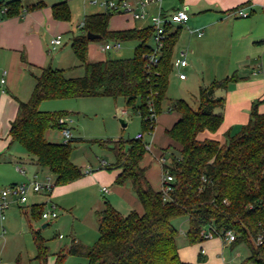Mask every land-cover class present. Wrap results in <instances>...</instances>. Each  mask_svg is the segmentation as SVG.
<instances>
[{"label": "trees", "instance_id": "trees-1", "mask_svg": "<svg viewBox=\"0 0 264 264\" xmlns=\"http://www.w3.org/2000/svg\"><path fill=\"white\" fill-rule=\"evenodd\" d=\"M39 2L35 7H42ZM24 11L20 0L0 1V20L19 16ZM53 15L70 20L67 1L53 5ZM113 13L86 14L81 33L72 38V49L84 68L79 77H67L63 69L47 66L36 76L30 99L20 102L16 118L11 124L12 142L22 145L36 157L38 163L55 175V185H65L83 176V170L72 161V144L51 142L46 138L49 129H61L59 119L70 115L67 111H42L44 100L81 97H124L128 106L142 117V134L152 133L162 105L169 101L170 109L179 113L176 123L166 130L172 143L162 149L163 175L173 181L166 197L148 178L149 167L142 161L147 153L143 138L108 139L101 145L115 155L112 169H120L116 183H130L143 206V212L123 214L109 201L98 213L99 238L92 246L72 239L69 247L57 254L55 264H62L68 255L83 256L91 264H187L179 253V230L174 224L178 217L188 218L187 239L199 243L207 239V227L212 236L233 231L234 243H246L250 255L246 263L264 264V241L256 243L264 234V113L259 101L253 103L248 123L233 127L226 133V141L199 139L205 130L217 131L224 121L225 98L217 96L218 89H229L239 80L237 75L216 80L199 89V107L194 109L186 100L167 98L170 74L173 70L174 48L179 30L166 25L158 61H151L154 30H109ZM88 32L100 34L101 39L137 41L130 58L88 60ZM219 109V111H217ZM125 121V120H124ZM126 123V121H125ZM44 207L35 206L32 214L42 216ZM37 259L46 264L48 248L43 236L36 231Z\"/></svg>", "mask_w": 264, "mask_h": 264}, {"label": "crops", "instance_id": "crops-1", "mask_svg": "<svg viewBox=\"0 0 264 264\" xmlns=\"http://www.w3.org/2000/svg\"><path fill=\"white\" fill-rule=\"evenodd\" d=\"M20 1L24 8L21 15L0 20V190L14 184L30 183L36 180L44 181L49 176L48 169L41 166L36 157L29 154L22 145L12 142L10 135L11 124L16 118L20 102L28 101L32 95L36 85L35 77L39 76L43 68L47 66L63 69L67 77H76L69 72L67 73L66 70V67L74 62L75 53L72 49L74 30L70 22L56 19L53 15V5L67 0H54L53 2L43 0ZM130 1L138 3L139 0ZM165 1L160 5L153 3L147 7V14L143 19L136 20L127 14L112 15L109 21V30L148 28L151 27L152 15L162 12L164 16H169L177 9L187 7L190 16L187 22L170 23L173 25L172 30H179L173 59L179 55L181 50H185L187 54L188 65L182 70L186 73V78L181 79L179 77L180 80L184 82L189 79L197 80L200 89L202 85H209L213 81L228 76L237 75L239 77V80L229 89L216 91V95L223 96L226 101L224 121L220 128L215 132L205 130L198 136L201 140L215 139L224 143L229 129L248 123L254 102L259 101V111L264 113V0H179V3L173 5H167ZM39 2H43L44 5L40 8L35 7ZM239 9L248 12L249 16L240 17L237 14ZM200 32L202 33L201 36L198 35ZM58 34H62L63 43L54 48L51 45V39ZM66 35L67 37L70 36L69 49L64 47L67 41ZM151 44L154 45V42ZM104 46L101 45L100 54L94 57L90 56L89 44L88 60L94 62L108 59V50H104ZM64 60L67 64H64ZM3 70L7 71L5 83L1 82ZM40 109L48 111L41 108V104ZM178 119L179 113L176 111L172 113L169 107V113L157 116L155 129L159 128V130L166 131ZM73 123L74 118H72L71 127ZM155 134L154 131L153 142L148 143L150 145L148 151L152 155L154 152V157H159L162 161L164 159L162 149L165 146H157ZM46 138L48 139L47 133ZM162 145H166V143L164 142ZM102 162L104 165L107 164L105 160ZM114 163L115 155L112 164ZM142 164L146 166L143 161ZM85 168L81 178L65 185L78 184L77 186L84 187L93 185L96 181L97 183L102 181V183L112 184L114 185V194L122 195L127 202L126 204L123 203L120 208L115 205L113 198L109 200L119 211L125 215L133 210L139 213L143 212V206L129 182L115 186L120 169H113L109 172L100 169L92 175L93 170L89 168L91 172L87 173L88 166ZM151 181L154 188L160 190V186L155 184L152 179ZM57 187L55 186L51 192L45 195L51 199L56 195ZM104 187L106 186L102 187L103 194ZM107 189L109 191V188ZM31 193L27 200L31 203L30 208L42 206L49 201V199L47 201L41 200L38 196L39 192L32 191ZM107 201L103 204L98 192L93 200L92 223L96 225L98 235V213L105 208ZM16 205L19 204L14 202L11 206ZM77 235L73 239L86 246H92L95 243L90 244V242L81 240L86 239L85 237L96 239L94 230L89 236L84 237L78 232ZM219 237L221 243L216 237L213 239L210 237L206 239L207 241L199 242L201 247L198 258H203V263L214 261L213 250L217 251L221 248V251L225 253L228 245L231 250L237 249L238 246L235 243H224L221 236ZM179 253L183 260L182 252L179 251ZM236 255L239 264H254L244 262L250 255V249L245 257L238 250ZM225 258L226 256H223L222 263L226 261Z\"/></svg>", "mask_w": 264, "mask_h": 264}, {"label": "rangeland", "instance_id": "rangeland-1", "mask_svg": "<svg viewBox=\"0 0 264 264\" xmlns=\"http://www.w3.org/2000/svg\"><path fill=\"white\" fill-rule=\"evenodd\" d=\"M43 1L53 2L54 0ZM102 1L103 0H67L71 10V18L68 22L72 25L74 35H78L82 32L81 25L84 22L86 14L104 11V7L100 4ZM177 3H179V0L165 1L167 5ZM65 37H67V35ZM69 37L70 36L67 37L64 46L68 49L71 44ZM106 43L113 45L114 41L107 38L91 41L89 43L90 56L95 57L100 54L101 45L104 46ZM151 43H153V39ZM136 44L137 41L134 40L124 41L120 49L113 47L108 50V57H131L134 54ZM73 58L74 62H69V67H66L67 73L69 72L76 77L82 76L85 72L84 68L81 66V62L76 54ZM63 62L67 64L65 60ZM178 75L179 70L174 68L169 78L167 98L169 100L184 99L194 109H198L199 81L189 79L187 82H184L180 80ZM41 108L48 111H67L72 118H74V123L72 124L74 141L72 144L73 150L71 158L76 165L82 168L83 172L86 166H88V169L91 168L93 170V172H91L92 175L100 169L107 172L113 170L110 166H112L114 161V154L108 147L102 146L101 141L121 138L129 140L136 138L138 133H142V117L139 113H136L132 107L127 105L124 97H118L116 99L113 97L49 99L41 102ZM122 110H127L128 114L122 115ZM173 112L174 110H172V113ZM167 113H169L168 100L163 103L162 111L159 115L161 116ZM121 119L126 121V126L122 125ZM154 131L156 132L155 140L157 146H165L164 148L168 147L170 139L166 135V131L159 130V128L154 129ZM154 131L152 133H143V140L146 143L150 144L153 142L152 135ZM47 135L48 140L51 142H62L64 140L61 129H49ZM164 142L166 145H162ZM154 154V152L152 155L150 151H147L143 158V162L146 166H149L148 174L151 184L153 185L152 179L155 184L160 186V190L162 191V163H168L169 155H166L164 161H161L159 157L155 158ZM102 160L107 161V164L104 165ZM48 175L55 185V175L50 171ZM77 185L78 184L58 185L56 195L51 199H49L48 195H45L49 192H39L38 196L41 200L47 201L49 199L47 203L42 205L44 207L43 210L52 209L53 205L56 206L58 217L53 220H46L41 215L34 216L29 201L13 207L10 206L6 211L5 221L2 222L0 220V264H42L37 259L38 249L34 237L36 231L43 236L44 243L48 248V259L46 264L56 263L57 254L69 247L73 237L78 236L77 232L85 237L89 236L94 230L96 239H87L88 237H85L86 239L81 240L90 242V244L98 240V229L96 225L92 223V217L94 215L92 205L97 192L103 204L106 200L109 201L113 198L115 205L121 208L123 203L126 204L127 202L122 195L114 194V185L112 184L102 183V181H98L97 183L96 181V183L89 186L79 187ZM116 185L118 184H115V186ZM103 186L109 188V191H104V194L102 191ZM31 192L32 191L29 192L28 198L31 196ZM110 204L117 209L111 202ZM46 223H48V225L44 227ZM174 224L179 230V236L177 238L179 251L182 252V256L184 257L183 260L187 264H239L238 256L236 255L237 250L241 251L244 257L249 253V248L246 243L237 244L238 247L236 250H231V248H228L230 247L228 245L225 253L221 251V248L217 251L213 250V262L203 263V258H198L201 244L190 243L187 239L186 231L189 225L188 218L178 217L174 220ZM4 228L6 229L5 231ZM207 231L210 232L208 227ZM214 237L218 238L220 243L222 242L219 236H212L211 239ZM223 256H226V261L224 263H222ZM62 264L91 263L86 257L68 255Z\"/></svg>", "mask_w": 264, "mask_h": 264}, {"label": "built area", "instance_id": "built-area-1", "mask_svg": "<svg viewBox=\"0 0 264 264\" xmlns=\"http://www.w3.org/2000/svg\"><path fill=\"white\" fill-rule=\"evenodd\" d=\"M164 0H139L138 3L132 2L130 0H103L100 4L104 7L106 12H110L113 14H127L130 15L133 19L139 20L143 19L147 14V7H149L153 3L161 4ZM237 14L240 17H248L249 13L239 9L237 10ZM190 16L188 13L187 7H182L181 9H177L169 16H164L162 12L152 15L151 17V27L154 30L153 42H154V52L151 54V61H158V52L163 45V38L166 32V25L169 23H185L189 20ZM199 36L202 35L200 32ZM63 36L62 34H58L51 39V45L56 48L57 46L62 45ZM122 47V41H114V44L111 45L107 43L103 49L110 50L111 48ZM188 65L187 54L185 50H181L179 55L173 59V68H177L179 70V77L181 79L186 78V73L182 72L184 68ZM7 71L3 70L1 72V82L5 83L6 81ZM128 114L127 110H122V115ZM153 118H157V115L153 113L151 115ZM59 123L62 125V134H63V142H68L73 139V131L71 127L72 118L70 115H65L59 119ZM137 138H143V134L139 133ZM147 149H150V145L147 144ZM164 161V159H162ZM87 173L91 172L90 169H87ZM163 176V186L162 191L164 195L167 197L169 192L171 191V186L168 184L173 181V177L166 173ZM54 188V183L51 181V178L48 176L44 181H32L30 183H20L11 185L8 188L0 191V220L2 222L6 219V211L10 208V206L16 202L18 204L25 203L28 200V194L30 191L33 192H51ZM105 192L108 191L106 187L103 189ZM42 217L46 220H53L58 217V213L56 210V206L53 205L52 209L43 210ZM5 231V228H4ZM205 237H212L211 232H206ZM224 243H234L237 239L236 234L229 230L224 235L221 236ZM264 241V234H259L256 238V243L261 244ZM204 252V251H203Z\"/></svg>", "mask_w": 264, "mask_h": 264}, {"label": "water", "instance_id": "water-1", "mask_svg": "<svg viewBox=\"0 0 264 264\" xmlns=\"http://www.w3.org/2000/svg\"><path fill=\"white\" fill-rule=\"evenodd\" d=\"M87 36H88V38L90 40H95V39H101L102 38V36L100 34H95V33H91V32H88ZM121 123H122L123 126L127 125V123H125L124 119H121ZM47 225H48V223H46L44 225V227L47 226Z\"/></svg>", "mask_w": 264, "mask_h": 264}]
</instances>
